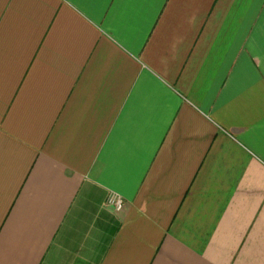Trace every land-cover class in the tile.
<instances>
[{"label":"crops","instance_id":"1","mask_svg":"<svg viewBox=\"0 0 264 264\" xmlns=\"http://www.w3.org/2000/svg\"><path fill=\"white\" fill-rule=\"evenodd\" d=\"M0 264H264V0H0Z\"/></svg>","mask_w":264,"mask_h":264},{"label":"built area","instance_id":"2","mask_svg":"<svg viewBox=\"0 0 264 264\" xmlns=\"http://www.w3.org/2000/svg\"><path fill=\"white\" fill-rule=\"evenodd\" d=\"M107 205L113 210H115L117 213H120L125 208V201L121 196L112 194L107 200Z\"/></svg>","mask_w":264,"mask_h":264}]
</instances>
